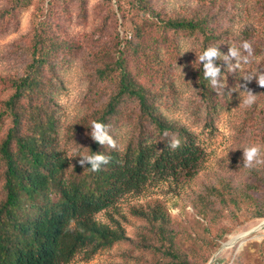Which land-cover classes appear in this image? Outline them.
<instances>
[{
    "label": "trees",
    "instance_id": "16d2710c",
    "mask_svg": "<svg viewBox=\"0 0 264 264\" xmlns=\"http://www.w3.org/2000/svg\"><path fill=\"white\" fill-rule=\"evenodd\" d=\"M201 1L203 9H194L190 14L176 6L164 10L155 0H128L127 11L126 0H117L124 17L122 24L126 25V47L112 65L97 72L101 78H113L114 86L97 116L75 127L79 132L85 128L90 132L85 153L96 151L111 156L99 171H92L90 164L81 165V157L72 160L61 144L60 127L49 104L54 96L46 91L48 82L43 81L41 71L50 52L45 37L33 39L30 52L33 61L21 76L12 80L14 91L0 112V126L10 119L0 141V264H67L80 251L89 258L100 249L127 239L120 220L102 222L97 218L99 212L115 205L127 193L141 192L151 179H173L177 183L195 179L207 156L200 133L194 127L202 119L200 112L192 110L189 120L167 115L161 105L164 97H168L163 86L152 89L145 85L130 69L127 57L131 52L145 68H150L156 80H165L174 89L176 77L167 59L180 60L183 38L193 39L199 53L211 46L229 53L231 28L221 24L219 17L221 7L227 3L240 6L239 0ZM242 32L247 37L251 30L244 28ZM171 34L178 38L165 54L161 46L171 39ZM116 36L120 37V31ZM232 60L213 58L221 69L218 77L221 83L215 86L204 76L205 62L195 64L191 70V81L200 98L199 109L211 114L210 122L222 106L221 92L227 93L225 83L231 78V74L227 75ZM128 101L136 106V115H126L131 108ZM120 116L127 117L125 121L129 120L130 125L125 124L129 131L127 138L121 142L118 137L119 149L93 139L90 126L93 121L111 125L113 135H117L119 130L114 128V122ZM210 122L206 121V125ZM173 138L180 140L175 150L168 146ZM263 170L251 168L260 178ZM258 185L248 182L251 188ZM218 188L219 184H214L208 190ZM246 190L247 186L243 188ZM239 198L237 194L225 202V194L217 193L219 207L230 202L238 205ZM263 207L257 204L255 217L264 216ZM135 213L160 229L163 245L166 242L172 245L166 255L178 264H191L174 248V233L167 229L169 214L160 203L149 202ZM201 213L206 215L204 211Z\"/></svg>",
    "mask_w": 264,
    "mask_h": 264
},
{
    "label": "rangeland",
    "instance_id": "374dc122",
    "mask_svg": "<svg viewBox=\"0 0 264 264\" xmlns=\"http://www.w3.org/2000/svg\"><path fill=\"white\" fill-rule=\"evenodd\" d=\"M155 2L167 11L173 6L190 14L194 9H203L201 0ZM239 2L240 6L238 3L218 5L222 8L221 24L230 27L232 32L227 42L230 46L250 42L253 60L246 67L251 71H264V0ZM129 7L126 0L127 11ZM3 12L5 14L0 16V112L14 91L12 80L21 76L33 61L30 54L33 39L39 35L45 37L50 53L41 71L43 81L48 82L46 91L54 96L49 104L57 117L61 144L68 149L72 160L79 158V155L75 156L77 150L86 152L90 132L86 128L79 132L75 127L97 116L114 86L113 78H101L97 72L101 67L112 65L126 47V25L122 24L124 17L117 0H0V13ZM244 28L251 30L247 37L243 35ZM170 37L161 46L165 54L178 38L172 34ZM182 42L192 45L196 51L184 52L180 60L167 59L176 77L174 89L165 80H156L150 68H145L131 52H128L127 61L145 85L152 89L163 86L168 94L164 99L168 101L163 99L161 105L167 115L189 120L192 110L200 112L202 119L194 127L200 133L207 153L202 169L194 180L182 183L173 179H151L141 192L127 193L115 205L99 212L97 218L102 222L120 220L127 239L100 249L89 258L80 251L67 264H178L165 254L172 245L168 242L163 245L160 229H155L135 213L149 202L160 203L168 212L167 229L174 233L173 246L191 264H264V226L253 233L241 249L235 246L223 248L233 235L264 221V216L255 217L254 213L257 204L264 206V170L263 178H260L257 172L244 167L243 149L250 144H264V86L258 83V77L247 81L243 77L245 73L233 67L227 75L230 77L231 74V78L225 83L227 93L221 92L219 97L222 106L210 122L211 114L199 109L200 98L191 81V70L199 63L198 46L193 39L183 38ZM241 55H248V52L241 48ZM231 58L235 65L237 58ZM239 85L256 93L254 104L244 103L246 93L241 90L245 88L240 89ZM128 105L131 108L126 110V115H136V106L131 102ZM125 118L120 116L114 122L121 142L129 135L125 124L130 123ZM206 121L210 122L208 126ZM9 125L10 119H6L0 126V141ZM262 168L264 166L258 169ZM249 181L259 185L251 188ZM214 184H219L217 191H209L208 187ZM246 186L247 190L243 191ZM218 191L225 194V202L238 194V205L230 202L219 207ZM210 206L213 210H208Z\"/></svg>",
    "mask_w": 264,
    "mask_h": 264
},
{
    "label": "clouds",
    "instance_id": "9594fccd",
    "mask_svg": "<svg viewBox=\"0 0 264 264\" xmlns=\"http://www.w3.org/2000/svg\"><path fill=\"white\" fill-rule=\"evenodd\" d=\"M241 48L248 52V55H241ZM194 49L192 45H184L182 42V54L188 50ZM195 50V49H194ZM196 51V50H195ZM223 57L224 59H230L231 57L237 58V63L235 65H229L230 68H239L241 72L245 74L243 77L250 81L254 77H258V83L264 86V71H251L246 66L252 63L253 60V48L252 44L248 41L242 42L240 46H235L231 44L230 51L227 54H224L220 51L217 46L207 47L202 53H198L197 60L200 62H205L203 64L204 67V76L207 80L210 81L212 86L221 83L218 80V77L221 75V69L219 66L214 64V57ZM245 88V90H241L246 93L243 97V101L246 105L251 106L257 100L256 93L252 90L246 89V86L239 85V88ZM91 135L95 141L102 145H107L112 149H119L121 146L118 143L119 134L113 135L111 130V125L105 123L101 120H95L91 123ZM165 135H168L165 133ZM168 146L175 150L180 146V140L178 138H173L168 143ZM233 149V148H231ZM244 167L246 168H259L264 166V144L255 143L250 144L248 146H244ZM81 159L79 163L81 165L90 164V168L92 171H99L102 166L109 163L111 160V156L102 153L93 151L92 153H83L77 150V154ZM71 157V156H69Z\"/></svg>",
    "mask_w": 264,
    "mask_h": 264
},
{
    "label": "bare ground",
    "instance_id": "6f19581e",
    "mask_svg": "<svg viewBox=\"0 0 264 264\" xmlns=\"http://www.w3.org/2000/svg\"><path fill=\"white\" fill-rule=\"evenodd\" d=\"M264 222V221H262ZM264 226V224H263ZM261 226L260 224H258L257 226H255L254 228H251L250 230L248 231H244L242 233H239V234H236V235H233L232 238L230 239V245L228 247H233L235 246L236 248L238 249H241V247L244 246V244L246 243V241L248 240V238L250 236L253 235V233H255L256 231H258L259 229H261ZM261 235V234H260ZM263 235V234H262ZM262 237V236H261ZM253 238V237H252ZM256 238V237H255Z\"/></svg>",
    "mask_w": 264,
    "mask_h": 264
},
{
    "label": "water",
    "instance_id": "95a60500",
    "mask_svg": "<svg viewBox=\"0 0 264 264\" xmlns=\"http://www.w3.org/2000/svg\"><path fill=\"white\" fill-rule=\"evenodd\" d=\"M264 222H261L260 225L263 226ZM230 241H227L223 244V248L228 247L230 245Z\"/></svg>",
    "mask_w": 264,
    "mask_h": 264
}]
</instances>
